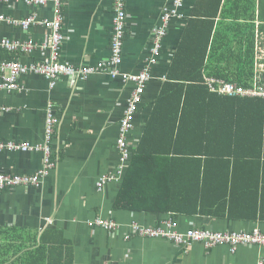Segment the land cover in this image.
I'll return each instance as SVG.
<instances>
[{
    "label": "crops",
    "instance_id": "1",
    "mask_svg": "<svg viewBox=\"0 0 264 264\" xmlns=\"http://www.w3.org/2000/svg\"><path fill=\"white\" fill-rule=\"evenodd\" d=\"M193 1L185 0L184 19L188 18ZM239 1L231 2L243 9L249 7L246 0ZM170 2L125 0V41L119 67L122 72L136 74L142 69L149 56L151 31L159 24L161 10L169 7ZM62 4L61 60L73 66L106 62L110 55L113 0H62ZM32 12L39 19H49L51 5L32 8L21 2L0 3V15L5 17L23 19ZM255 12H260L264 21V0L257 1ZM184 24L185 20L172 21L162 41L161 59L152 71L155 79L146 87L134 129L128 137L132 148L141 135L160 89V77L167 68ZM258 24L256 21L255 29ZM46 35L47 31L39 25L24 32L17 26L0 23V39L41 42ZM258 43L263 50L264 39L258 38L256 47ZM16 59L24 64H36L41 62L43 55L38 51L29 55L0 51V60ZM17 83L19 91H0V107L10 108L8 112L0 113V140L42 144L46 108L50 106L57 119L50 143L51 157L57 159V164L42 179L39 187H16L0 193V229H24L36 232L37 237L48 229L56 230L66 240L63 247L71 264H256L264 259V247L259 246L242 245L231 252L226 246L205 249L199 243L180 249L162 239L135 236L124 241L123 236L129 232L132 221L143 226H158L167 217L172 218L178 232L190 228L216 232L257 229L264 234V199L262 211L258 204L252 218L253 195H245L248 191L244 190L242 195L235 193L230 196L233 214L242 216L236 220L115 209L114 201L121 183L106 184L101 191L95 184L100 176L112 173L118 163L115 148L118 123L133 86L106 75H92L86 81L60 77L52 89L44 78L37 75H24L18 78ZM42 162L43 156L39 152H0V174L31 175L41 168ZM245 170L255 173L256 169L237 167L239 175ZM223 172L219 167L211 169L213 183L208 185V190L213 203L225 189V181L220 174ZM251 183L252 189L245 181H239L233 188L238 192L244 188L254 191V185H258V189L261 185V181ZM96 218L113 220L119 225L117 232L108 233L88 226L87 222Z\"/></svg>",
    "mask_w": 264,
    "mask_h": 264
},
{
    "label": "trees",
    "instance_id": "2",
    "mask_svg": "<svg viewBox=\"0 0 264 264\" xmlns=\"http://www.w3.org/2000/svg\"><path fill=\"white\" fill-rule=\"evenodd\" d=\"M231 1H193L163 74L165 81L132 150L115 209L236 220L242 216L233 214L229 197L245 190L254 197L252 218L258 204L262 211L263 100L219 97L201 84L206 75L247 87L255 51L264 53V46L261 50V44H255L264 39V21L255 12L259 0H246V9ZM215 167L224 171L225 189L213 203L208 185ZM237 167L256 170L239 175ZM239 181L251 189V181L261 185L238 192L233 185ZM64 244L53 229L39 237L24 229H0V264H71Z\"/></svg>",
    "mask_w": 264,
    "mask_h": 264
},
{
    "label": "built area",
    "instance_id": "3",
    "mask_svg": "<svg viewBox=\"0 0 264 264\" xmlns=\"http://www.w3.org/2000/svg\"><path fill=\"white\" fill-rule=\"evenodd\" d=\"M21 2L26 6L37 8L51 5L52 13L49 19H39L35 12L23 19H13L0 15V23L17 26L26 32L31 26L39 25L47 31L43 41L0 39V51L29 55L33 51L42 53L43 59L36 64H24L19 60H0V91H19L18 78L24 75H37L44 78L49 89L55 86L60 77L74 81H85L92 75H106L111 79H119L122 83H129L133 89L126 100L123 115L118 123V133L115 148L118 153V163L112 173L100 176L96 181V189L101 191L106 184H120L125 171L130 165L132 148L128 137L134 129V121L139 108L143 103L145 90L149 82L155 77L152 71L161 59L162 41L166 36L172 21L186 20L183 14L185 0H171L169 7H164L159 16V24L151 31L149 56L143 62L142 69L136 74L122 72L119 67L122 61V45L125 35V0H113L112 34L110 39L109 59L106 62L93 66H73L61 60V44L63 41L62 0H0V3ZM252 78L249 86L242 87L222 79L203 75L202 83L209 93L225 98H259L264 105V53L255 51L252 64ZM164 82L165 77L161 76ZM9 107H0V113L8 112ZM57 119L46 108L44 141L42 144L17 143L0 140V152L5 153H41L43 162L40 169L31 175H4L0 174V193L16 187H39L42 179L57 164V159L51 157L50 143ZM90 227L103 229L108 233L117 232L119 225L110 219L96 218L87 222ZM131 236L148 239H162L177 248L185 249L199 243L205 249L226 246L229 251L242 245L264 247V234L257 229L247 231L216 232L211 230L190 228L184 232L175 230L171 217L165 218L158 226H143L135 221L129 224V232L123 236L124 241ZM256 264H264L260 259Z\"/></svg>",
    "mask_w": 264,
    "mask_h": 264
},
{
    "label": "bare ground",
    "instance_id": "4",
    "mask_svg": "<svg viewBox=\"0 0 264 264\" xmlns=\"http://www.w3.org/2000/svg\"><path fill=\"white\" fill-rule=\"evenodd\" d=\"M63 1H64V0H63ZM125 5H126V4H125ZM125 10H126V8H125ZM125 12H126V11H125ZM124 41H125V40H124ZM150 41H151V40H150ZM123 44H124V42H123ZM121 54H122V52H121ZM92 66H93V65H92ZM86 80H87V79H86ZM86 80H85V81H86ZM55 84H56V83H55ZM54 130H55V129H54ZM52 137H53V136H52ZM50 147H51V146H50ZM139 224H140V223H139Z\"/></svg>",
    "mask_w": 264,
    "mask_h": 264
}]
</instances>
